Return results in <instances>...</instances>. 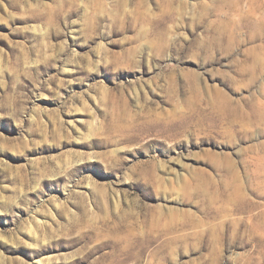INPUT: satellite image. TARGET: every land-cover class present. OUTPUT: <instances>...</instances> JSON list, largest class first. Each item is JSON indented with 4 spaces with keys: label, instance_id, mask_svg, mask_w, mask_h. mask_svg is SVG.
Segmentation results:
<instances>
[{
    "label": "rangeland",
    "instance_id": "374dc122",
    "mask_svg": "<svg viewBox=\"0 0 264 264\" xmlns=\"http://www.w3.org/2000/svg\"><path fill=\"white\" fill-rule=\"evenodd\" d=\"M0 264H264V0H0Z\"/></svg>",
    "mask_w": 264,
    "mask_h": 264
}]
</instances>
